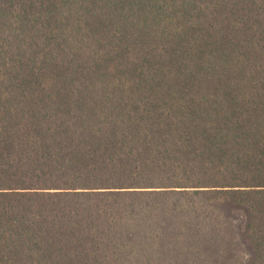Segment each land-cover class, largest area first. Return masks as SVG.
Here are the masks:
<instances>
[{"label": "trees", "instance_id": "16d2710c", "mask_svg": "<svg viewBox=\"0 0 264 264\" xmlns=\"http://www.w3.org/2000/svg\"><path fill=\"white\" fill-rule=\"evenodd\" d=\"M0 264H264V0H0Z\"/></svg>", "mask_w": 264, "mask_h": 264}]
</instances>
